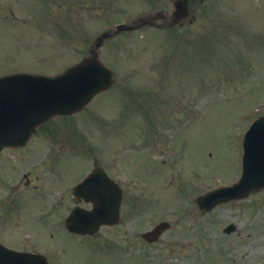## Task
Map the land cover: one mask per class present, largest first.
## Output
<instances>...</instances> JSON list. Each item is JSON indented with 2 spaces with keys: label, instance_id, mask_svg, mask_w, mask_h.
Returning a JSON list of instances; mask_svg holds the SVG:
<instances>
[{
  "label": "rangeland",
  "instance_id": "374dc122",
  "mask_svg": "<svg viewBox=\"0 0 264 264\" xmlns=\"http://www.w3.org/2000/svg\"><path fill=\"white\" fill-rule=\"evenodd\" d=\"M174 1L0 0V76L59 74L103 32L170 12ZM190 12L182 27L156 21L107 41L101 58L116 86L80 115L44 126L48 138L38 129L27 149L0 156L4 182L28 175L38 187L19 192L16 210L5 213L11 236L0 232L3 242L53 264H264V189L208 214L194 201L240 178L244 134L264 114V0H194ZM143 139L151 148L139 150ZM37 142L44 154L32 150ZM127 146L130 170L120 167ZM65 155L79 157L59 163ZM94 158L125 171L130 202L121 224L97 238L70 236L64 221L74 204L60 200L53 172L59 163L64 181H77ZM162 221L172 228L161 239L141 238Z\"/></svg>",
  "mask_w": 264,
  "mask_h": 264
},
{
  "label": "water",
  "instance_id": "95a60500",
  "mask_svg": "<svg viewBox=\"0 0 264 264\" xmlns=\"http://www.w3.org/2000/svg\"><path fill=\"white\" fill-rule=\"evenodd\" d=\"M187 2L188 0L178 2L180 18L188 14ZM132 28L120 26L118 29ZM108 36L109 34H105L97 41L90 57L83 63L56 77L21 74L0 78V149L3 146L24 143L40 124L57 115L78 112L94 95L111 87L115 77L97 59V50ZM263 188L264 117L252 125L245 137L243 176L239 183L199 197L197 203L203 211H210L218 204L244 198ZM100 216L94 212L90 214L75 212L68 221V228L79 234H95L103 222L107 223ZM75 218L79 219V223L74 222ZM167 228L168 224L162 223L154 231L145 234V237L149 241H154ZM233 230L234 227L231 226L226 232L231 233ZM0 264L48 263L41 256L11 253L0 248Z\"/></svg>",
  "mask_w": 264,
  "mask_h": 264
},
{
  "label": "flooded vegetation",
  "instance_id": "af4514ba",
  "mask_svg": "<svg viewBox=\"0 0 264 264\" xmlns=\"http://www.w3.org/2000/svg\"><path fill=\"white\" fill-rule=\"evenodd\" d=\"M61 121V120H58ZM56 122V121H55ZM51 124V123H47L46 125ZM44 125V126H46ZM44 126H42L40 129H43ZM56 127L58 128L57 124ZM69 128V127H68ZM67 128V129H68ZM60 130V129H59ZM44 131V129H43ZM39 130L36 132V134L31 138L30 142L20 148H10V149H6L4 150L2 153H0V156H2V154H5L7 152H15V151H21V150H25L29 147V145L35 140V138L38 135ZM45 133V138L49 137V134L47 135V131H44ZM146 133V131H145ZM126 142H130V137H128L126 139ZM140 141H138L139 143ZM123 143V142H122ZM44 143L41 142L38 144V142L36 143L35 146H33L32 150L34 149L36 153H40V154H44ZM129 146L125 147V149L122 151V153L120 154V158H121V164L120 167L121 168H126L127 170H130L131 165H133L134 161L132 158V153L128 152L129 150ZM144 148H151L150 144H147V141L143 139V141H141V146L139 148V150L144 149ZM113 150V149H112ZM127 150V151H126ZM126 151V153L124 152ZM49 153V152H48ZM76 153V152H75ZM36 155V154H34ZM129 156V159H128ZM64 157H79V156H63L61 157L59 163L62 161V159ZM82 157V156H81ZM27 161H33L36 159V156H29L26 158ZM48 159V154L45 156L44 161L46 162ZM126 159L131 161V165H128V161L126 162ZM55 168V188L57 190L61 191V195H60V200L65 201V200H69L71 202H73V208L77 207V206H81L84 207L86 209H92L93 208V204L88 202L89 198H99V197H103V199L106 200H115L116 199V195L118 193V190L121 193L122 196V208L128 203L130 202V196H129V187L127 186L126 181H128V179L126 178V173L125 171H122V173H119V170H116V167L114 164H112V161L110 160V162H106V163H100L98 161V158H94V161L92 163V167L87 171L86 169L84 170V167L81 169L80 173V178L75 181L76 178H71L67 181H64V178H62V173H60V171L58 170V165ZM143 163L146 164V158L143 161ZM6 166V165H5ZM5 166H2L1 168H4ZM102 168L104 170V172L107 174V176L110 178V180H112L113 182V186L115 184H117L116 189H114V187L106 185L104 183V181L101 180V183H96L94 186H92L91 188H87V189H82V190H78L77 195H76V188L77 185L82 182V180H84L89 174H91L94 170ZM29 176L25 175L23 177V180L18 181L16 184H12L11 182L7 184V182H4L3 180V173L0 171V186L2 188V194L0 197V213H1V218H0V232L3 233L2 237L6 235V237L11 236L10 233H8L9 229L7 226V229L4 227V225L6 224L5 222V213H8L9 211H11L13 209V211L16 210L17 206H16V200L18 199V194L19 192H22L23 190H30V189H34V188H38L37 186L31 184V181H29ZM73 182V183H72ZM117 190V191H116ZM75 192V193H74ZM4 193V194H3ZM45 195L48 197L49 202H47V206L48 209L51 208L52 203L55 201V195L53 193V191H48V192H44ZM51 200H53L52 202H50ZM15 206V207H13ZM72 208V209H73ZM71 209V210H72ZM7 225V224H6ZM114 228V227H112ZM2 229V230H1ZM4 229V231H3ZM14 230H15V223H14ZM17 231V228H16ZM1 243V242H0ZM2 244H4L5 246L12 248L8 243H4L2 242ZM24 251H31V249H29V247L27 249H24ZM35 252V251H33Z\"/></svg>",
  "mask_w": 264,
  "mask_h": 264
}]
</instances>
